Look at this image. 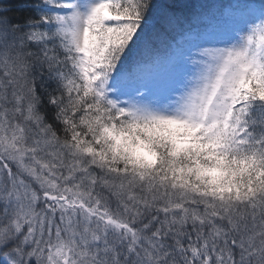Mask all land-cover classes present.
<instances>
[{
	"label": "snow or ice",
	"instance_id": "snow-or-ice-1",
	"mask_svg": "<svg viewBox=\"0 0 264 264\" xmlns=\"http://www.w3.org/2000/svg\"><path fill=\"white\" fill-rule=\"evenodd\" d=\"M0 264H264V0H0Z\"/></svg>",
	"mask_w": 264,
	"mask_h": 264
}]
</instances>
